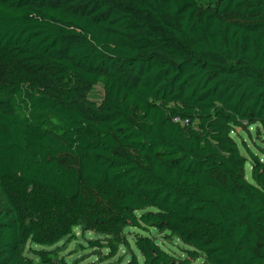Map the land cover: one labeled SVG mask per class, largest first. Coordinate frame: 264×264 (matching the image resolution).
I'll use <instances>...</instances> for the list:
<instances>
[{
  "label": "trees",
  "instance_id": "1",
  "mask_svg": "<svg viewBox=\"0 0 264 264\" xmlns=\"http://www.w3.org/2000/svg\"><path fill=\"white\" fill-rule=\"evenodd\" d=\"M252 125L264 0H0V264H67L24 251L75 227L101 235L100 264L119 247L126 264H264V150L243 143L246 178L232 137Z\"/></svg>",
  "mask_w": 264,
  "mask_h": 264
},
{
  "label": "rangeland",
  "instance_id": "2",
  "mask_svg": "<svg viewBox=\"0 0 264 264\" xmlns=\"http://www.w3.org/2000/svg\"><path fill=\"white\" fill-rule=\"evenodd\" d=\"M102 91V85H96L95 87H92L90 89L88 97L93 99L94 101H99L102 97ZM232 137L238 143L241 153L247 158L245 175L246 178H249V159L243 147V143L246 144L252 152L262 157L263 153L261 151L264 150V130L260 128L257 129L254 125H252L248 128V130L236 129L232 133ZM136 231L140 232V230ZM140 233L150 234L151 236H154L158 239L162 238V235L155 232L152 228H149L148 231H142ZM99 237H101V235L95 234L90 231L81 232L78 227H75L72 230V236L64 237L51 246L34 243L28 244L25 248L24 253L28 257H31L33 260L38 261L36 256H34L31 252H28L29 248L47 251L54 250L56 252L57 260H63L67 264H100L101 258L106 254L105 249L90 247L88 244L89 240ZM161 244L165 249L170 250L174 255L179 257H182L184 255V249L187 248L176 238H171L168 241H163ZM128 259L129 254L127 253L125 248L119 247L117 254L109 261H112L113 264H126ZM189 264L203 263L201 259H197L190 262Z\"/></svg>",
  "mask_w": 264,
  "mask_h": 264
}]
</instances>
